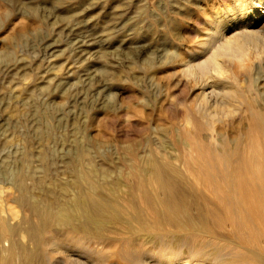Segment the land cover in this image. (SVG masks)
I'll return each mask as SVG.
<instances>
[{
	"label": "bare ground",
	"instance_id": "1",
	"mask_svg": "<svg viewBox=\"0 0 264 264\" xmlns=\"http://www.w3.org/2000/svg\"><path fill=\"white\" fill-rule=\"evenodd\" d=\"M198 2L166 0L165 9ZM204 6L187 57L167 38L160 52L162 66L175 62L178 82L164 80L177 99L196 91L184 161L146 157L110 178L83 151L72 177L39 196L33 173L1 185L0 264H264V0ZM226 117L247 119V130L214 147Z\"/></svg>",
	"mask_w": 264,
	"mask_h": 264
},
{
	"label": "rangeland",
	"instance_id": "2",
	"mask_svg": "<svg viewBox=\"0 0 264 264\" xmlns=\"http://www.w3.org/2000/svg\"><path fill=\"white\" fill-rule=\"evenodd\" d=\"M199 1L175 14L166 0H0V186L33 173L39 196L72 177L83 151L110 178L146 157L184 161V113L196 91L177 99L164 80L178 82L175 62L162 66L160 52L166 38L184 57L195 47L211 0ZM214 125L218 143L244 133L248 120Z\"/></svg>",
	"mask_w": 264,
	"mask_h": 264
}]
</instances>
